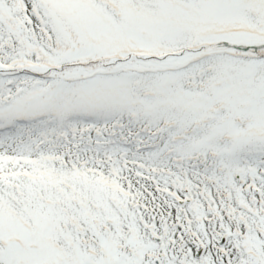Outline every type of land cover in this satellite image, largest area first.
Instances as JSON below:
<instances>
[{
  "label": "snow or ice",
  "instance_id": "1",
  "mask_svg": "<svg viewBox=\"0 0 264 264\" xmlns=\"http://www.w3.org/2000/svg\"><path fill=\"white\" fill-rule=\"evenodd\" d=\"M0 264H264V0H0Z\"/></svg>",
  "mask_w": 264,
  "mask_h": 264
}]
</instances>
